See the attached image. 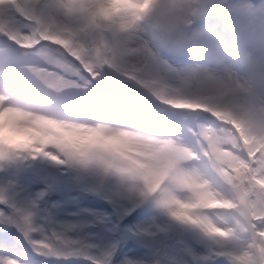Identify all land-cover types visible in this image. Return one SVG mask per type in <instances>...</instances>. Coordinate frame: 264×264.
Segmentation results:
<instances>
[{"label":"snow or ice","instance_id":"snow-or-ice-1","mask_svg":"<svg viewBox=\"0 0 264 264\" xmlns=\"http://www.w3.org/2000/svg\"><path fill=\"white\" fill-rule=\"evenodd\" d=\"M0 37L5 252L264 264V0H0Z\"/></svg>","mask_w":264,"mask_h":264},{"label":"rangeland","instance_id":"rangeland-1","mask_svg":"<svg viewBox=\"0 0 264 264\" xmlns=\"http://www.w3.org/2000/svg\"><path fill=\"white\" fill-rule=\"evenodd\" d=\"M3 47H4V44L0 43V48H3ZM17 138L18 139H25L26 136L23 134H19L17 136ZM55 198L56 197H54V199ZM101 203L103 204L105 202L101 201ZM80 207L90 208L92 206L87 204V203H84V204L80 205ZM99 210L100 211H110V208H103V209H99ZM77 211H78L77 205L70 203L67 205V212H62L61 215L58 217V219L61 222H63V221H75V220L79 219V217L69 215L68 213H75ZM13 231H15V229H13ZM0 233H2V232L0 231ZM17 235H19V233H17ZM0 247H2V246H0ZM192 247L196 250L197 253H200L201 255L204 254V249H203L202 245L192 244ZM14 248L24 254V257H26V258H24V260H21L24 263H32L33 261H39V262H41V264H53L49 258H45L43 256H37L36 253L32 250L31 246L28 245L27 241L23 240L22 237H21V242L19 244L15 245ZM1 255H4V254L2 253ZM14 256H16V255H14ZM12 257H13V255H12ZM209 264H212V262H209ZM215 264H219V261H216Z\"/></svg>","mask_w":264,"mask_h":264},{"label":"trees","instance_id":"trees-1","mask_svg":"<svg viewBox=\"0 0 264 264\" xmlns=\"http://www.w3.org/2000/svg\"><path fill=\"white\" fill-rule=\"evenodd\" d=\"M127 86V85H125ZM75 194V193H73ZM72 194V195H73ZM109 227H111V225H109ZM2 230V229H0ZM96 229H92V228H89V229H86L85 231H95ZM185 259L187 261H189V264L191 262L189 256H186ZM52 263L53 264H87V261L83 260V259H72V260H55V259H51Z\"/></svg>","mask_w":264,"mask_h":264},{"label":"bare ground","instance_id":"bare-ground-1","mask_svg":"<svg viewBox=\"0 0 264 264\" xmlns=\"http://www.w3.org/2000/svg\"><path fill=\"white\" fill-rule=\"evenodd\" d=\"M2 253L4 255H8V256L13 255V257H15L17 259L20 258V260H24V258H26V257H24V254L22 252L16 250L14 247H10L6 252L4 251L3 247H0V255ZM14 255H16V256H14ZM24 264H32V263H24Z\"/></svg>","mask_w":264,"mask_h":264}]
</instances>
